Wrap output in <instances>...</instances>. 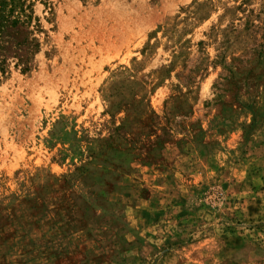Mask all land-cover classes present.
<instances>
[{
    "label": "rangeland",
    "instance_id": "rangeland-1",
    "mask_svg": "<svg viewBox=\"0 0 264 264\" xmlns=\"http://www.w3.org/2000/svg\"><path fill=\"white\" fill-rule=\"evenodd\" d=\"M17 5L0 264H264V0Z\"/></svg>",
    "mask_w": 264,
    "mask_h": 264
},
{
    "label": "trees",
    "instance_id": "trees-1",
    "mask_svg": "<svg viewBox=\"0 0 264 264\" xmlns=\"http://www.w3.org/2000/svg\"><path fill=\"white\" fill-rule=\"evenodd\" d=\"M11 3L13 7L18 6V0H11ZM21 18L23 19L21 20ZM31 19V11L27 14L22 8L15 16L0 17V71L4 70L6 57L10 54L23 72L30 68V62L39 48L37 39L31 35L32 32L28 29Z\"/></svg>",
    "mask_w": 264,
    "mask_h": 264
}]
</instances>
